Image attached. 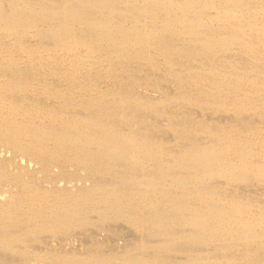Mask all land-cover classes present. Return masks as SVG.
Returning a JSON list of instances; mask_svg holds the SVG:
<instances>
[{
	"label": "bare ground",
	"instance_id": "1",
	"mask_svg": "<svg viewBox=\"0 0 264 264\" xmlns=\"http://www.w3.org/2000/svg\"><path fill=\"white\" fill-rule=\"evenodd\" d=\"M143 1L141 7L142 0H0V37L8 39L4 47L0 42V60H7V68L17 69L12 56L19 55L29 66L10 73L1 71L0 63V142L5 141L16 150L33 147L30 165H36L39 156L42 158V154L53 149L59 163L74 162L90 173L88 177H98L84 185L78 182L77 186L59 181L58 187L53 188L52 184L42 185L39 179L48 169L31 166L32 170L15 168L8 173L13 164L7 165V170V166L0 164V176L12 183L10 186L7 182L10 192L0 197V247L17 251L15 243L25 240L27 235L39 240L41 232L64 230L86 221L91 214L101 221L111 216L126 221L137 228L142 239L136 246L122 248V252L89 258L74 256L70 258L73 264H167L180 251L175 245L181 240L197 247L199 240L204 242L203 238L210 239L206 243H224L225 250L239 241L258 244L264 255V208L239 199L225 185L226 189L218 183L213 187L215 179H224L229 187L238 186L251 175L264 179V163L259 160L264 158V99L250 103L262 89L258 78L242 74L244 67L227 56L237 47L246 58L256 59L261 53L264 57V20L244 24L241 12L234 8L236 0H185L189 10L176 0ZM260 13L264 16V4ZM26 37L39 42L27 44ZM149 51L175 72L177 84L184 85L182 82L191 77L189 80L197 85L204 106L235 114L259 113L260 121L250 126L239 121L221 124L213 120L198 123L192 130L174 125L175 113H166L175 97L151 101L149 96L128 91L123 83L103 90L105 80L101 84V76H93L95 79L87 86L79 83L89 60L106 62L108 74L113 71V76L125 80V73L132 72L131 62L149 63ZM257 71L252 69L249 75L263 74ZM53 73H62L60 77L70 83L57 86L55 92L44 83V88L51 91L48 97L62 106L60 110L41 112L42 104L37 106L33 102L36 98L30 102L32 105L15 101L13 92L33 91L39 86L37 82L49 81L48 74ZM254 84L258 90L247 88ZM83 92L91 96L82 95ZM76 93L81 94L82 101L72 98ZM79 106L85 112L71 111ZM149 108L169 117L175 132V139L170 141L175 142L173 146L166 137L165 142L152 136L149 126L142 123L145 119L140 114ZM4 227H9L7 232ZM30 245L25 250L32 251ZM249 257V253L242 256L250 264H260L264 259ZM225 258L228 264L237 260L231 254Z\"/></svg>",
	"mask_w": 264,
	"mask_h": 264
},
{
	"label": "rangeland",
	"instance_id": "2",
	"mask_svg": "<svg viewBox=\"0 0 264 264\" xmlns=\"http://www.w3.org/2000/svg\"><path fill=\"white\" fill-rule=\"evenodd\" d=\"M17 1L20 2V0H17ZM34 1L36 2L38 0H34ZM163 1L167 2V0H163ZM176 1L179 2L180 4H182V6H184V8L189 10L188 9L189 5H187L188 2H185V0H176ZM187 1H193V0H187ZM194 1L199 2L200 0H194ZM236 1H237V3L233 4L234 8L238 12L239 11L241 12V14L244 18L243 19L244 24L245 23L252 24L254 22H262L264 20L263 14L260 13V9H261L262 5L264 4V0H236ZM248 2H250V3H248ZM144 4H145V2L142 0V4H140L139 6L143 7ZM240 4H243V6ZM251 6H253V7H251ZM154 23L157 24V22H153V23L149 22V25L154 24ZM138 26H141V25L139 24ZM2 38L0 37V39H1L0 42H2V45L7 44L8 39L4 38V37H2ZM26 42H28L27 44H29V43L30 44H32V43L36 44L39 41H37V39H35L34 37H32V38L26 37ZM4 45H3V47H4ZM235 48H237V47H235ZM235 48L233 50H231L229 52V54L227 55L228 59L232 60L233 63L239 62L240 66L244 67L242 69L243 70L242 74L248 75L249 77H252L254 80H256L258 78V80H257L258 86L261 87V89L263 90V88H264V57H262L263 53L258 55V57L256 59L254 57L246 58L244 56V54H242L238 51L239 49L237 50ZM237 57H238V59H237ZM242 57L244 60L242 59ZM12 58L15 59V63H16L15 66L18 68L20 67L19 70H21V67H23L22 69H24V67L25 68L29 67L27 62L25 60H22L23 58L21 56H19V55H17V57L12 56ZM155 58H157V59H155ZM158 58L159 57L154 55L153 52L149 51V63H146V62L133 63V62H131L130 65L132 64L131 65L132 72L131 73L130 72L125 73V75L123 76V77H125V80H124V78L122 79L121 76H120V78L113 76V75H115V73L113 71L108 74L104 68L105 65L107 66L106 62L101 63L99 60H93L92 59V60H89L88 63L85 64L84 76L79 81V83L82 82L87 86V85H89L90 80L92 78L94 80L96 77L101 76V77H99L100 78L99 82L102 84V81L105 80V83H103L101 85L103 87V90H105V87L114 88V87H116V85H118V84L121 85V83H123V87L125 86L126 89L128 88L129 89V90L127 89L128 91L134 90L135 91L134 93H136V91H137V94L139 93V95L141 94V95H146L147 97L149 96L150 98L149 97L148 98L151 101H152V99L154 101L155 99L159 100L161 98L167 99V98L175 97V100L166 109L167 110L166 113L167 114H171V112L173 114L175 113L174 115L176 117V122L178 120L179 121L177 123L174 122L173 123L174 125L180 126V127H189L192 130L195 129V127L198 123H201V122L211 123V121H213V120L217 121L218 123H221V124H228V123L231 124V123H237L239 121V123H242L244 125H250V126H251V123H252V125H255L258 123V121H260L259 113H252L250 111H245L243 113L235 114V113L228 111L227 109H225V111L224 110L216 111V109H214L213 106H204L201 103L202 97L200 95H198V87H196L197 85L194 84L195 83L194 81L189 80L191 77H189V79L187 80V82L189 81V83H191V86L187 82H184L186 80H184L182 82V83H184V85L183 84L181 85L179 83H178L179 84L178 85L175 82V79L173 76V74L175 72L173 73L172 70H169V67H166L165 64L162 62V60L160 58L158 60ZM260 58H262V59H260ZM155 60H157V61H155ZM246 60H248V61H246ZM6 62H7L6 59H2V61L0 62L3 66V69H4V70L1 69V71L4 72L6 70V71L11 73V72H13L12 70H15L14 73L16 71L18 72V68L17 69L16 68H7ZM156 62H157V64H156ZM185 63L187 64V61ZM29 69L32 70L35 68H29ZM252 69L258 70L257 72H261L263 74L262 75H259V74L256 75L255 74L254 76H251V75H249V73H251L250 71H252ZM175 70H179V69L177 68ZM97 72L99 75L96 74ZM152 72H153V74H152ZM177 73H179V72H177ZM59 74L61 75L62 73L48 74V80L49 81L41 82V83L37 82L36 84H38L39 86L37 88H35L33 91H25V90L18 91V90H16L15 92H13V96L16 95L15 101L17 102L19 100L21 103H24L27 105L28 104L32 105L33 102L35 103V105L37 104V106L38 105L41 106V104H42V106H41L42 111L41 112H44L46 114H50L53 111H55V110H53V108H57V109L59 108V110H60V108L62 106L60 107V105H58L54 101V99L48 97L51 93L50 89L44 88V86H46L44 83H48L52 87L53 91L55 92L57 86L59 87L61 85L63 87V85L67 86L70 84L68 82V80L65 79V77L61 78ZM242 74H240V75L242 76ZM102 75H103V77H102ZM93 76H95V78ZM87 78H88V80H87ZM165 78H167V79H165ZM240 80H243V78H241ZM157 81H158V83H157ZM113 84H114V86H113ZM247 84H249V83H247ZM192 86H195L196 91H193V90H195V88ZM161 87H163V88L161 89ZM255 87H256V85L254 84L253 86L248 85L247 88H250L253 90H258V89H254ZM262 90L261 91L259 90L258 92H260V93H257L254 98H251L250 103L252 105L257 103L261 98L264 99V91H262ZM189 91H190V93H189ZM177 92H179L181 96L178 95L179 93H177ZM14 93H17V94H14ZM170 93H172V94H170ZM22 94H24V95L22 96ZM84 94H86L87 96H91V94L89 92H83L82 95H84ZM20 95H21V97H20ZM26 95H27V98H26ZM166 96H167V98H166ZM197 96L199 98H197ZM143 97H145V96H143ZM15 98H13V99H15ZM33 98L34 99L36 98V99L33 100V102H32ZM72 98L75 99L76 101H82L83 100V97L81 96L80 93H76V95L73 96ZM30 99H31V101H30ZM30 102H32V103H30ZM80 107L81 106L75 108V110L71 109V111H73L74 113L76 111H78V113L76 112V114H80V113L82 114L83 112H85V109L80 108ZM203 107H205V108L203 109ZM154 110L155 109H153V108L152 109L149 108V111L143 112L144 114L143 113L140 114L143 117V119L147 120V122L144 120V121H142V123H144V126H147V127L149 126V133L152 136L154 134V137L156 135V138L161 139L162 141H165L167 138V140H166L167 143H171V145L174 144L175 142H173V143L170 142V141L175 139L174 138L175 132L170 127L169 123L171 121H170L169 117L166 114L165 115L160 114L158 112V110H155V111ZM176 110H177V112H176ZM168 111H170V113ZM135 113L137 115H139L138 114L139 112L135 111ZM147 114L149 115L150 118L148 117ZM222 115H224V116H222ZM200 116H201V118H200ZM221 116L223 119L221 118ZM243 116H244V119H243ZM255 116H257V119L255 118ZM142 117H141V119H142ZM247 117H248V119H246ZM43 118H45V117H43ZM253 118H255V119L253 120ZM216 119H218V120H216ZM221 119H222V121H221ZM228 119L231 121H229ZM163 121H164V123H165V121H168V122L163 124ZM192 124H194V125H192ZM150 128H152V129L150 130ZM203 139L205 140V138L201 137V140H203ZM31 148H33V147H31ZM31 148H28L29 150L28 149L16 150V149L12 148L9 143H7L5 141L0 142V161H1L0 164H3L4 166L9 165L10 167L13 166L11 169H9L10 167L8 168V166H7L6 170L9 169V170H7V172L13 171V169H15V168L20 169V170H21V168L23 170L24 169L25 170H28V169L32 170V168H35V166H36V168L39 167L40 170H43L44 168L48 169V170H46L47 172H44L43 174L40 175L39 179H40V182L42 183V185L44 184L46 186V184L47 185L52 184L53 188L58 187V186H56V184L60 183L61 181H62V184H64V185L70 184L69 186H71L73 184L78 185V182H80L84 185V183L86 181H87V183H90L91 182L90 180L96 181L98 179V177L94 178L95 177L94 175H90V177L93 176L92 178L88 177L90 173L88 174L85 169H84V171H82L83 168L80 169L79 168L80 166L78 164H77L78 165V168H77V165L74 162H73V165H75V166H73L71 164L72 165V171H71V168H70L71 165L70 164L65 165V164L61 163V162H63L62 160H60V163H59V161L57 159H55L54 156H56V155L54 154L55 152L53 151V149L49 151L51 154H49V152H48V154H42V158L39 156L38 161L36 162V165H35V163L33 165H30L31 163H29L28 160L30 158L29 156L32 155V153H33L30 150ZM9 150H10V153H9ZM2 152L4 155L2 154ZM52 154H53V156H52ZM5 155H6L7 159H6ZM26 155H28V157H26ZM49 155H50V157H49ZM8 157H9V159H8ZM15 157H17V158H15ZM1 159H3V160H1ZM14 159H16V160H14ZM6 160L10 161L11 164L9 162L8 163L5 162ZM12 160H14V162H16V163H14ZM259 160L261 163H264V158H261ZM2 161H4V162H2ZM46 162H47V164H46ZM51 162H52V164H50ZM69 162H72V161H69ZM22 163H24V164L22 165ZM54 163L57 166H55ZM58 163H59V165H58ZM3 165H1V166L3 167ZM62 165L63 166L65 165V166L63 167ZM31 166H32V168H31ZM66 166H68L69 168ZM58 167L60 168V170ZM51 168H53V169L51 170ZM61 169H63V170H61ZM57 170H59V172H60V173H58L59 175L57 174V172H58ZM83 172L86 174V176L84 174H82ZM1 176H0V197H2L3 195L6 196L10 192L9 191V188H10L9 184H10V186L12 184L9 181V178L3 177L4 178L3 179ZM48 176L50 179L48 178ZM59 179H61V180H59ZM72 179H73V181H72ZM83 180H84V182H81ZM214 181L215 182L213 184V187H214L215 183H218L217 185L220 184V188L221 187H223V189L227 188V190H229L228 191L229 193L232 192L233 194L238 195L239 199H242L244 201H249V202L253 203V205L257 208H264V179H261V178L257 179L256 176L251 175V176H248V178L245 182H242V183L238 184V186L236 185L235 187L234 186L229 187V185L227 186L226 181L224 179H215ZM223 182H225V183H223ZM223 185H225L226 188ZM6 186L8 187V189ZM231 187H234V188L231 189ZM233 189L236 191L233 192L234 191ZM230 190H232V191H230ZM254 211L257 212L256 209ZM6 229L8 230L9 227L3 228V230H6ZM7 230H6V232H7ZM38 233H40V232H38ZM2 234H4V232H1V235ZM31 236L32 235H27V238L25 240L23 238L21 242L18 241L15 243L14 241H12L13 244L15 243L14 246H16L17 248L14 247V249L16 248L17 251L10 249V248H6V247H0V264H39V263L40 264H73L74 261L72 259L70 260V258H72L74 256H83V257L88 256V258H89V257L94 256L96 254L106 255V253H117L120 250L122 252V251L126 250L127 248H130V246H133L135 243H138L142 239V235L137 230V228L130 225L126 221H123L121 219L119 220L114 216H111V217L101 221L100 219H96V218H94V216H91V214L89 215V217H86V221L78 222L77 224H73L71 226H66L64 228V230L43 231L40 234H38L39 240L38 239L32 240L33 238L31 239ZM30 239L33 243L31 245L29 243ZM203 240H204V242L202 240H199L198 243L201 242V244L200 245L198 244L197 247H196V245H192L193 246L192 247L189 244H187L185 240H181L179 242V244L177 243L175 245V247H179L180 251L176 254V256L171 257L168 260L167 264H228L226 262L225 256L226 255L228 256L230 254L232 256H234L235 259H237V260L233 261L232 264H250L249 259L242 258V256L244 257L246 255V253L250 254L249 258L256 259V256H257V258H260V259H261V256L264 258L263 252L261 250H258V247H259L258 244H248L247 245V244H244L243 242L239 241L238 243L236 242L237 244H233L234 246H229L230 249L225 250L223 247L224 243H219V244H221V245H219V244H216L213 242L206 243V242H208V240H210L207 238H203ZM48 241H49V243H48ZM27 244H28V246L30 245V247L33 245L32 251L31 250H25V246ZM136 245L137 244H135V246ZM181 245L184 247V248L182 247L183 249L180 248ZM62 246H63V248H62ZM185 246H187V247H185ZM199 246L201 248H199ZM37 247H39V249ZM195 247H196V249H195ZM66 248L68 251H66ZM122 248H125V249L123 250ZM209 248L214 249V250H210ZM58 249H61V250H58ZM200 249L202 251H199ZM248 249H250V250H248ZM252 251L254 252L253 257L251 256ZM257 251H259V253H257ZM217 252L221 253L220 254L221 256H219L218 255L219 253L217 254ZM233 252H234V254H233ZM240 252L244 253V254H241ZM8 253H10V255ZM236 254H238V255H236ZM177 255H179L180 257ZM190 255L192 256V258ZM183 256H185V257L183 258ZM187 256H188V258H187ZM203 256L204 257L206 256V257L204 258ZM238 256L241 258L238 259L239 258ZM16 257H18V258H16ZM177 257H179V260H177L178 259ZM181 258H183V259H181ZM109 260L114 261L113 258H109ZM217 260H219V262H217ZM11 261H13V262L10 263ZM263 261H264V259L261 260L260 264H263ZM102 264H104V263H102ZM113 264H114V262H113Z\"/></svg>",
	"mask_w": 264,
	"mask_h": 264
}]
</instances>
